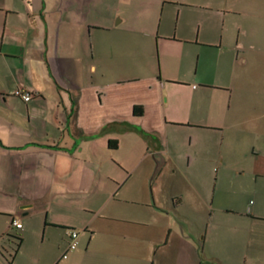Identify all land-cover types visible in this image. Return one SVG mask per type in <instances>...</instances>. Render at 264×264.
Returning <instances> with one entry per match:
<instances>
[{
  "label": "crops",
  "instance_id": "1",
  "mask_svg": "<svg viewBox=\"0 0 264 264\" xmlns=\"http://www.w3.org/2000/svg\"><path fill=\"white\" fill-rule=\"evenodd\" d=\"M243 137L258 157L264 0H0V264H264V203L213 207Z\"/></svg>",
  "mask_w": 264,
  "mask_h": 264
},
{
  "label": "rangeland",
  "instance_id": "2",
  "mask_svg": "<svg viewBox=\"0 0 264 264\" xmlns=\"http://www.w3.org/2000/svg\"><path fill=\"white\" fill-rule=\"evenodd\" d=\"M245 139L246 137H243L242 140L228 138L224 142L221 153L226 167L218 172V176L220 177L222 173L223 177L217 181L213 207L228 202L233 206H242L243 203L252 204L254 201L264 203V148L263 146L257 147L256 150L260 151V155L252 157L250 146L246 144V141H243ZM219 167L216 164L213 166V171H211L212 168L210 171L208 170L209 172L207 171L209 186H212V177ZM179 180L178 173L174 175L164 173L158 180L160 194L163 195L168 190L166 188L169 185L177 188ZM210 193L211 191H209ZM178 232L180 233V230Z\"/></svg>",
  "mask_w": 264,
  "mask_h": 264
},
{
  "label": "built area",
  "instance_id": "3",
  "mask_svg": "<svg viewBox=\"0 0 264 264\" xmlns=\"http://www.w3.org/2000/svg\"><path fill=\"white\" fill-rule=\"evenodd\" d=\"M14 96L20 98L22 102L28 103L31 100V95L29 94L28 90L24 87H19L14 90L13 92ZM10 226L15 229H21L22 225L19 220V218H12L10 220ZM78 236L79 231L78 230H71L68 232V241L66 244V250L62 254L61 258L66 259L67 253L74 251L78 246Z\"/></svg>",
  "mask_w": 264,
  "mask_h": 264
},
{
  "label": "trees",
  "instance_id": "4",
  "mask_svg": "<svg viewBox=\"0 0 264 264\" xmlns=\"http://www.w3.org/2000/svg\"><path fill=\"white\" fill-rule=\"evenodd\" d=\"M133 112L135 113V114H140L141 113V107L140 106H134V108H133ZM109 146L111 147V148H115L116 147V142L115 141H111L110 143H109ZM16 240H17V242L14 244V252L15 251H17V249H18V247H19V243H20V241H21V239H20V237H14Z\"/></svg>",
  "mask_w": 264,
  "mask_h": 264
}]
</instances>
